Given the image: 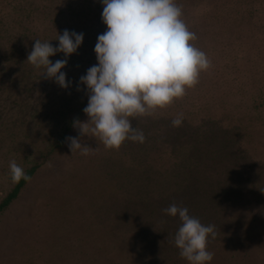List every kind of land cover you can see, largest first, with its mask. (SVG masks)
<instances>
[{"label": "rangeland", "instance_id": "374dc122", "mask_svg": "<svg viewBox=\"0 0 264 264\" xmlns=\"http://www.w3.org/2000/svg\"><path fill=\"white\" fill-rule=\"evenodd\" d=\"M210 67L186 94L132 120L143 143L81 135L80 77L107 30L101 0H0V204L9 165L36 174L0 211V264H189L175 203L214 226L211 264H264V0H175ZM83 33L60 87L27 62L36 40ZM180 117L182 123L173 126ZM68 137L91 148L72 154Z\"/></svg>", "mask_w": 264, "mask_h": 264}, {"label": "clouds", "instance_id": "9594fccd", "mask_svg": "<svg viewBox=\"0 0 264 264\" xmlns=\"http://www.w3.org/2000/svg\"><path fill=\"white\" fill-rule=\"evenodd\" d=\"M102 21L107 30L97 38L94 51L98 63L80 77L85 85L88 104L83 109L87 122L76 120L73 127L81 135L95 136L108 149H119L126 140L143 143L142 130L134 128L132 120L152 115L175 99L182 98L194 87L200 73L210 67L204 51L192 42L196 34L182 19V8L175 0H101ZM56 47L36 40L27 62L35 68L44 67L48 78L60 87L68 88L69 81L62 71L67 59L50 57L61 52L70 57L81 47L83 33L65 30L59 35ZM173 126L182 123L180 117ZM73 153L90 154L91 148L76 137H68ZM11 179L18 183L30 179L23 168L11 162ZM163 212L178 217L180 227L174 243L189 264H211L214 254L207 248L214 226L205 225L189 214L187 207L175 203Z\"/></svg>", "mask_w": 264, "mask_h": 264}, {"label": "trees", "instance_id": "16d2710c", "mask_svg": "<svg viewBox=\"0 0 264 264\" xmlns=\"http://www.w3.org/2000/svg\"><path fill=\"white\" fill-rule=\"evenodd\" d=\"M37 167L31 168L26 175L30 177L29 180H21L18 183H15V186L13 190L5 197V199L0 204V211L4 210L6 207H8L21 193L22 189L25 187V185L31 180V178L36 174Z\"/></svg>", "mask_w": 264, "mask_h": 264}]
</instances>
